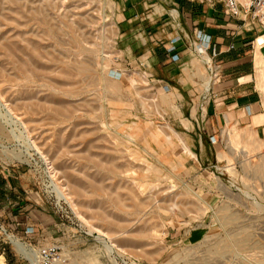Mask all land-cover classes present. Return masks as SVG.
<instances>
[{
  "label": "rangeland",
  "instance_id": "obj_1",
  "mask_svg": "<svg viewBox=\"0 0 264 264\" xmlns=\"http://www.w3.org/2000/svg\"><path fill=\"white\" fill-rule=\"evenodd\" d=\"M117 26L113 0H0V264H31L10 236L57 264H264V165L196 173L191 98L129 71Z\"/></svg>",
  "mask_w": 264,
  "mask_h": 264
},
{
  "label": "crops",
  "instance_id": "obj_2",
  "mask_svg": "<svg viewBox=\"0 0 264 264\" xmlns=\"http://www.w3.org/2000/svg\"><path fill=\"white\" fill-rule=\"evenodd\" d=\"M113 2L124 65L161 95L191 98L177 137L196 173L264 165V18L233 17L208 0ZM208 58L218 69L213 83Z\"/></svg>",
  "mask_w": 264,
  "mask_h": 264
},
{
  "label": "built area",
  "instance_id": "obj_3",
  "mask_svg": "<svg viewBox=\"0 0 264 264\" xmlns=\"http://www.w3.org/2000/svg\"><path fill=\"white\" fill-rule=\"evenodd\" d=\"M222 2L226 13L237 17L241 13L252 12L257 19L264 18V0H208ZM207 68L210 72L211 83L218 78V69L212 63L211 59L206 60ZM38 260L40 264H57L62 259V246L58 243L48 244L38 249Z\"/></svg>",
  "mask_w": 264,
  "mask_h": 264
},
{
  "label": "bare ground",
  "instance_id": "obj_4",
  "mask_svg": "<svg viewBox=\"0 0 264 264\" xmlns=\"http://www.w3.org/2000/svg\"><path fill=\"white\" fill-rule=\"evenodd\" d=\"M44 16V15H43ZM44 18V17H43ZM44 19H46V18H44ZM46 22V21H45ZM207 57V56H206ZM204 62H206V60L204 61ZM59 195L61 196V197H63L65 200H68V197H67V194H65L64 193V191H62V190H59ZM227 220H230L231 219V217L230 216H226L225 217ZM10 238V242H11V244L13 245V247L15 248V250L18 252V253H20L21 255H23L28 261H30V263L31 264H40L39 263V260L37 261L36 259H35V256H34V253H33V251H31V249H29V248H27V246H25L23 243H21L19 240H17V239H15V238H13V237H9ZM237 244V246H240V247H242V245H243V241H235ZM110 243V242H109ZM110 245H112V243L110 244ZM109 247V246H108ZM111 247V246H110ZM112 249V248H111Z\"/></svg>",
  "mask_w": 264,
  "mask_h": 264
},
{
  "label": "trees",
  "instance_id": "obj_5",
  "mask_svg": "<svg viewBox=\"0 0 264 264\" xmlns=\"http://www.w3.org/2000/svg\"><path fill=\"white\" fill-rule=\"evenodd\" d=\"M4 184V181L0 180V187ZM2 194V192H0ZM8 264H14L13 260L7 255Z\"/></svg>",
  "mask_w": 264,
  "mask_h": 264
}]
</instances>
